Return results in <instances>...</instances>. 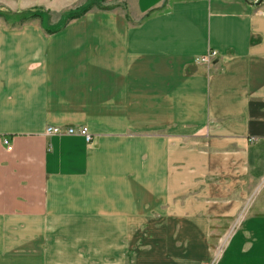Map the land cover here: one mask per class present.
<instances>
[{
    "label": "crops",
    "instance_id": "0c3cea01",
    "mask_svg": "<svg viewBox=\"0 0 264 264\" xmlns=\"http://www.w3.org/2000/svg\"><path fill=\"white\" fill-rule=\"evenodd\" d=\"M118 3L0 0V264H264V0Z\"/></svg>",
    "mask_w": 264,
    "mask_h": 264
},
{
    "label": "rangeland",
    "instance_id": "374dc122",
    "mask_svg": "<svg viewBox=\"0 0 264 264\" xmlns=\"http://www.w3.org/2000/svg\"><path fill=\"white\" fill-rule=\"evenodd\" d=\"M35 3L36 7L30 13L31 17H34L38 22L40 19H38L39 13L43 14L45 16V24L48 25V30L50 31H56L65 26L71 20L67 13L86 4H89L87 11L92 8L106 10L115 5H120L118 0H35ZM261 185V187H264V180ZM261 187L259 190L262 189Z\"/></svg>",
    "mask_w": 264,
    "mask_h": 264
},
{
    "label": "built area",
    "instance_id": "2783aa9c",
    "mask_svg": "<svg viewBox=\"0 0 264 264\" xmlns=\"http://www.w3.org/2000/svg\"><path fill=\"white\" fill-rule=\"evenodd\" d=\"M216 56H217V52L215 50H210L207 52V54L198 56L197 58H195V62L196 63H207ZM46 132L47 134H56V135H62V134L80 135L85 138L87 143H91L93 139V136L88 126H85V125L80 126L79 128L70 127V128H67L65 131L60 128L54 127V126H49L46 129ZM4 144L6 145L8 149H11V145L8 139H4ZM217 258H218V255H215V257L212 260L202 263V264H216Z\"/></svg>",
    "mask_w": 264,
    "mask_h": 264
},
{
    "label": "trees",
    "instance_id": "16d2710c",
    "mask_svg": "<svg viewBox=\"0 0 264 264\" xmlns=\"http://www.w3.org/2000/svg\"><path fill=\"white\" fill-rule=\"evenodd\" d=\"M88 9H89V4H86L82 7L76 8L74 11L68 12L67 15L70 19H73V18L79 17L82 14L86 13Z\"/></svg>",
    "mask_w": 264,
    "mask_h": 264
}]
</instances>
